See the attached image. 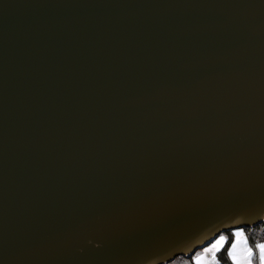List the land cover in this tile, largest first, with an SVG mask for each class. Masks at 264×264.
Segmentation results:
<instances>
[{
	"label": "water",
	"instance_id": "95a60500",
	"mask_svg": "<svg viewBox=\"0 0 264 264\" xmlns=\"http://www.w3.org/2000/svg\"><path fill=\"white\" fill-rule=\"evenodd\" d=\"M264 221V0H0V264H161Z\"/></svg>",
	"mask_w": 264,
	"mask_h": 264
},
{
	"label": "snow or ice",
	"instance_id": "6c2138e0",
	"mask_svg": "<svg viewBox=\"0 0 264 264\" xmlns=\"http://www.w3.org/2000/svg\"><path fill=\"white\" fill-rule=\"evenodd\" d=\"M231 246L227 249V255L232 260V264H253V258L258 252L259 264H264V243L255 244V251L253 247L249 246L247 238L244 236L242 229L237 228L233 231ZM226 243V237L221 235L215 243L210 247L204 249V253H215L218 248ZM195 264H204L201 256L193 258ZM210 264H218L215 256L213 255Z\"/></svg>",
	"mask_w": 264,
	"mask_h": 264
},
{
	"label": "trees",
	"instance_id": "16d2710c",
	"mask_svg": "<svg viewBox=\"0 0 264 264\" xmlns=\"http://www.w3.org/2000/svg\"><path fill=\"white\" fill-rule=\"evenodd\" d=\"M245 237L251 247L255 251V244L264 242V221L257 223L251 227H242ZM226 236V243L221 247V249L216 253V260L218 264H232L228 255L227 249L229 248L232 240V233L230 230L224 232ZM194 254V253H193ZM190 256H176L170 261L161 264H195ZM253 264H257L256 255L253 258Z\"/></svg>",
	"mask_w": 264,
	"mask_h": 264
},
{
	"label": "rangeland",
	"instance_id": "374dc122",
	"mask_svg": "<svg viewBox=\"0 0 264 264\" xmlns=\"http://www.w3.org/2000/svg\"><path fill=\"white\" fill-rule=\"evenodd\" d=\"M235 231V230H234ZM221 235H223V236H225V234H224V232L223 233H221V234H219L218 236H216L207 246H205L204 248H202V249H197V251L194 253V254H192V259L194 258V257H197V256H201L202 258H203V260H204V264H210V261L212 260V257H213V255L215 256V258H216V253L221 249V247L223 246H221L220 248H218L217 250H216V252L215 253H204V249L205 248H208V247H210V245L211 244H213V243H215V241L221 236ZM245 236V235H244ZM226 237V236H225ZM232 239H233V237H232ZM261 243H264V242H261ZM249 244V243H248ZM231 245V244H230ZM250 246V245H249ZM230 247V246H229ZM256 257H257V264H259V256H258V252L256 253ZM193 262L195 263V261H194V259H193Z\"/></svg>",
	"mask_w": 264,
	"mask_h": 264
},
{
	"label": "crops",
	"instance_id": "0c3cea01",
	"mask_svg": "<svg viewBox=\"0 0 264 264\" xmlns=\"http://www.w3.org/2000/svg\"><path fill=\"white\" fill-rule=\"evenodd\" d=\"M239 229H241V228H239ZM234 230H236V229L231 230V233H233ZM232 237H233V236H232ZM233 239H234V237H233ZM207 245H208V244H207ZM207 245H206V246H207ZM230 246H231V245H230ZM204 247H205V246H204ZM204 247H202V248H204ZM202 248H200V249H202ZM196 251H197V250H196ZM196 251H195V252H196ZM195 252H194V253H195ZM229 259H230V257H229ZM230 261L232 262L231 259H230Z\"/></svg>",
	"mask_w": 264,
	"mask_h": 264
}]
</instances>
